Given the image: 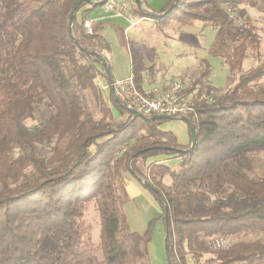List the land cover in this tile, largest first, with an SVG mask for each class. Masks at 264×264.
Listing matches in <instances>:
<instances>
[{"label": "trees", "instance_id": "trees-1", "mask_svg": "<svg viewBox=\"0 0 264 264\" xmlns=\"http://www.w3.org/2000/svg\"><path fill=\"white\" fill-rule=\"evenodd\" d=\"M78 1L0 0V264H146L154 221L142 234L129 228L128 175L160 207L167 264L206 255L204 264H264V174L247 173L249 157L264 155V59L242 67L249 51L260 57L244 10L260 0H170L158 12L125 0L132 17L215 31L209 52L234 79L219 92L200 84L205 74L194 81L197 94L215 100L183 117L194 126L193 147L160 130L165 119L132 115L113 93L104 99L96 79L109 82V45L99 27L89 35L75 17L109 0L83 2L72 15ZM159 156L179 162L147 164ZM92 205L97 240L84 219ZM216 237L238 240L212 250Z\"/></svg>", "mask_w": 264, "mask_h": 264}, {"label": "rangeland", "instance_id": "rangeland-1", "mask_svg": "<svg viewBox=\"0 0 264 264\" xmlns=\"http://www.w3.org/2000/svg\"><path fill=\"white\" fill-rule=\"evenodd\" d=\"M114 1H117V3L121 2V0ZM169 1L163 3L162 6L164 7ZM244 10L249 21L254 26L255 33L260 42L258 50L260 57L256 56L254 52L249 51L242 66L245 71L256 66L259 59H264V0H260L255 6L245 7ZM214 36V29L201 23H195L192 26H180L174 22L160 25L150 19V21L138 23L133 33L129 34L127 42L129 49L133 51L136 57L138 69H146L153 79L161 77L164 81L162 86L165 83L176 81L181 83L185 89L194 87L195 90L193 92L197 94L200 85L194 86L193 84L203 74H205V77L200 79V84H208L218 92L227 89L234 79L222 60L213 57L209 52V47ZM205 70H207V74L204 72ZM179 71H182V74L176 76ZM261 82L264 84V79ZM38 112L40 114L45 112L44 106H40ZM113 113L118 115V119L119 114L117 111L113 110ZM40 114L37 117V122L43 121L46 115L41 117ZM32 123L31 121H25V125L29 128L33 125ZM171 133L174 135L173 132ZM186 135H189V126L186 129ZM174 136L178 140V137ZM249 160L250 170L247 172L249 176L257 178L263 175L264 155L250 156ZM167 182L168 179H165V183ZM127 213L131 226L142 233L147 229L148 224L154 221L151 231L152 242L148 244V256L145 259V263L167 264L163 259L164 254L160 248L161 241L164 246V227L162 221L159 220L161 215L159 205L154 199L149 203L135 199L127 210ZM84 219L93 226V238L97 240L99 238L100 227L98 214L93 205L85 212ZM227 238H225L227 245L235 243L238 240L231 237ZM260 238L263 239L264 236H260ZM208 258V255L204 256L199 261V264H204Z\"/></svg>", "mask_w": 264, "mask_h": 264}, {"label": "crops", "instance_id": "crops-1", "mask_svg": "<svg viewBox=\"0 0 264 264\" xmlns=\"http://www.w3.org/2000/svg\"><path fill=\"white\" fill-rule=\"evenodd\" d=\"M114 1V0H111ZM145 3V8L151 11H159L161 7H163V3L168 0H142ZM91 2H95V0H91ZM91 5H86L81 11L76 14V23H80L83 21H89L91 23L92 28H100L101 36L109 45V52H107V61L110 66V73L113 78V81L117 79H123L128 75L132 74V57L129 49V45L127 42V38L129 34H132L135 27L138 23L143 21H150L148 18H137L132 17L129 13L128 4L125 0H121V2L117 3L114 1V8L116 12L106 11L104 6L92 7ZM86 11V12H85ZM194 66V65H193ZM191 68V67H190ZM189 69V68H188ZM141 73V90H151V89H160L163 90L165 86L169 83H165L163 79L153 77L148 73L146 69H138ZM182 74V71H179L176 76ZM96 82L102 92L104 99H109L111 93H113L111 89V85L107 82L103 77L98 76ZM114 117L117 118L118 115L114 114ZM188 128V123L183 120V118L178 119H166L159 126V129L165 132H173L174 135L178 137L177 143L181 147H186L190 145V135H186V129ZM152 162L155 163H163L168 166H175L179 159L175 156H159L155 158H151L147 161V164ZM126 192L129 201L124 204L123 209L125 215L127 216L128 226L132 231L138 232L136 228L131 226V222L129 220V216L127 210L131 207L133 200L137 199L143 202H152L154 199L151 194H149L148 190L143 186L142 183L135 180L130 175L127 176L126 182ZM156 202V201H155ZM161 211V210H160ZM161 214V213H160ZM132 227V228H131ZM134 229V230H133ZM161 241V240H160ZM152 242V239L151 241ZM164 244V243H163ZM160 248L163 251V259L166 262L164 246L162 245V241L160 242ZM167 263V262H166Z\"/></svg>", "mask_w": 264, "mask_h": 264}, {"label": "built area", "instance_id": "built-area-1", "mask_svg": "<svg viewBox=\"0 0 264 264\" xmlns=\"http://www.w3.org/2000/svg\"><path fill=\"white\" fill-rule=\"evenodd\" d=\"M103 6L106 11L116 12L114 1L109 0ZM83 29L89 35L93 33L89 21H83ZM103 53L107 56L106 52ZM112 85L113 94L125 103L130 113L134 112L150 118L156 116L175 119L187 117L194 113L196 103L209 104L215 100L213 95L186 92L185 87L176 81L169 83L163 90H140L136 87L132 74L113 81ZM124 149L125 147L121 151ZM208 246L212 250L224 249L227 247V241L224 237H216L208 243Z\"/></svg>", "mask_w": 264, "mask_h": 264}, {"label": "water", "instance_id": "water-1", "mask_svg": "<svg viewBox=\"0 0 264 264\" xmlns=\"http://www.w3.org/2000/svg\"><path fill=\"white\" fill-rule=\"evenodd\" d=\"M105 1H106V0H101V1H100V4L105 3ZM134 1H135V4H136V5H138V6L140 5L138 0H134ZM83 2H86V3H92L91 0H80V1H78L77 4L75 5L73 11H72V15H74V13H75L76 10H77V7H78L81 3H83ZM159 17H160V16H159ZM104 70H105L106 76H107V78H108V81H109V83H110V85H111V89H112V91H114V88H113V85H112V83H113V78H112V76H111L110 70H109L105 65H104ZM131 114H132V115H138V114H136V113H134V112H131ZM153 118H154V119H165V120H166V119H172V118H170V117H166V116H156V117H153ZM183 120H184V119H183ZM184 121H186V120H184ZM189 135H190V146L193 147V145H194V141H195V129H194V126H193V125L189 126ZM145 186L148 187L147 184H145ZM148 188H149V187H148ZM165 215H166V211H165ZM165 219H166V217H165Z\"/></svg>", "mask_w": 264, "mask_h": 264}]
</instances>
